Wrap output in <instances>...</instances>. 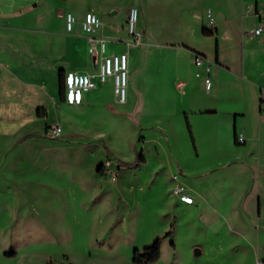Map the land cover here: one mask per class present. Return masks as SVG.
<instances>
[{
	"label": "rangeland",
	"instance_id": "1",
	"mask_svg": "<svg viewBox=\"0 0 264 264\" xmlns=\"http://www.w3.org/2000/svg\"><path fill=\"white\" fill-rule=\"evenodd\" d=\"M3 1L0 264H138L135 259L145 260L144 250L158 240L162 255L152 264H264V122L260 134L243 145L239 136L234 143L233 124L221 115L189 114V129L183 114L185 108L221 107L245 113V122L254 118L256 93L250 86L252 79L264 81V35L251 40L247 31L257 24L260 10L254 5L261 0H101L104 30H122L131 4L145 8L140 27L157 48L146 62L138 54L135 67L138 80L148 83L146 96L117 104L105 84L97 101L111 100L115 113L99 104L86 112L71 110L59 141L25 143L17 140L25 131L44 132L56 120L35 116L39 93L33 90L27 98L11 82L52 80L34 61L43 44L38 34L58 31L53 19L61 8L53 0ZM11 1L25 9L7 14ZM216 28L217 37L203 35H216ZM184 46L212 63L216 91L193 83L184 96L177 88L175 62L185 71L193 64L194 52H181ZM143 47L130 49L132 58ZM217 56L224 68L215 66ZM7 63L16 72L17 66L28 71L19 70L14 79ZM157 82L162 88L155 92ZM134 102L143 113H132ZM14 141L18 146L12 149ZM48 145L61 149L49 155L43 150ZM177 183L193 204L180 202Z\"/></svg>",
	"mask_w": 264,
	"mask_h": 264
},
{
	"label": "crops",
	"instance_id": "2",
	"mask_svg": "<svg viewBox=\"0 0 264 264\" xmlns=\"http://www.w3.org/2000/svg\"><path fill=\"white\" fill-rule=\"evenodd\" d=\"M53 1H55L58 5H60L59 7L61 8L58 14L55 15L53 19L55 25L58 26V29H57L58 31L54 30L53 32H47V34L43 36L41 34H38L39 40L43 42V44L41 45L40 47L41 49L38 55H36V58L34 61L37 63L38 67L43 68L42 70L50 74V76L52 77V80H47L44 78V79H41L39 83H35L32 81L26 82V83L18 82L15 79L17 77L16 74H19V70H21L20 73H27L28 71L26 70L27 67H22V64H21L20 67L22 68L19 69V66H17L18 72H16L15 64L7 63L5 65V68H6L7 74L12 75L14 73L13 75H14L15 81L11 82L12 89H15L14 85L15 86L18 85L19 87H21L22 91L25 93L27 98L30 96L31 91L33 90L36 91L35 94L37 92L39 93L41 103H40V106H38L37 110L38 111L40 110L41 114H39V112L37 111L35 116H39V117L46 118V119H50V118L55 119L56 120L55 123H59L61 125L63 133H64L66 129L63 127L62 123L65 122V120L67 119V113L70 112L71 110L75 112H86V111H89L91 107H94L95 104H99V105H102V108L104 110L110 111L112 113H115V111H117L111 100L97 101V98L99 97V94H100L98 93V91L102 90L105 84H106V89H108L111 97L112 98L114 97V100L116 101L117 104H120V103L117 101V98L114 93V80L112 78H109L107 82L104 84L99 83V87L96 90L86 93L84 95L83 102L81 105L70 106L65 103L64 90L62 89V85H64V78H65L66 73L71 72V71L82 72V73H96L98 71V65L95 64L94 59L89 54V42H88L87 35L84 33L82 29V22L87 12L91 10H96L97 11L96 14L99 18H101L99 15L102 14V19H103V24H104L103 26L105 27L106 8H103L100 5L101 0H85V2H82L78 6H73V5L65 6V3L68 2L69 0H53ZM146 2L148 3L149 0H146ZM2 3H6V2L3 0H0V10L2 7L1 6ZM9 3L10 4L7 3L9 6L7 5V8L5 7L6 9L4 10V12L6 13L8 11L7 14H10V13L11 15L13 13L17 14L19 8L20 10L24 8V7H21V5L14 4V2L12 3V1ZM133 5L139 7L140 19H141V16L145 14V8L137 4H131L129 8ZM33 6L35 5H28L26 9L31 8ZM254 6L256 9H259L263 13V17H264V0H261L260 2L256 1ZM112 7L114 8L115 6H112ZM129 8H128V11H129ZM68 14H72L76 19L71 31H69L67 28V15ZM256 18L258 21L254 27H256L260 21V17L258 15H256ZM127 20H128V12H127L126 21L121 26L122 30L120 29V26H117V27H113L114 29L112 30H108V29L104 30V28H102L97 33L98 36L103 37L107 40V44H106L107 54L122 53L125 51H128L129 53V83H128L127 102L122 105H126L128 101H130V96H131V99L132 97L136 98L135 95L137 94L141 95L143 93V96H146V94H144V90H146V88L148 87V83H146L145 81H142V82L139 81L138 77L136 76L137 72H136L135 67L137 64L138 57H139L138 54H143V58H145L144 60L145 62L150 57H153L154 55L157 54V51H156L157 48L154 47V45H152L150 41H148L147 34L140 27V21H139V30L144 35V38H143L144 47L141 49V51L139 50L137 52L136 58L135 57L132 58L130 54V49H127L125 45V40L127 39ZM0 27L5 28L2 25H0ZM216 30H217L216 35H206L204 33V30H203V35L208 36V37H214V36L217 37L219 35V29L216 28ZM247 34L249 35V38L251 40H254L264 35L263 33L261 36L252 37L250 36L249 31H247ZM26 35L28 36V38H33V35H30V33H27ZM8 37H12L9 40V42L10 44H13V40H14L13 36L9 35ZM261 40L264 43V37ZM139 47H135V48H139ZM47 48L48 50H46ZM180 51L181 52H185V51L194 52L193 64L191 65V68L189 71H185L184 65L180 62H175V66H174V74L177 75L176 80H179L177 82V88L181 90L184 89L185 92L182 95L187 96V94L190 92L189 89L190 87H192L193 83H195L194 85H196V83L204 84V87H205V82H204L205 71H204V74H201L200 76L197 75L198 72L194 73L193 66L195 65V56H196L195 54H200V53H197L195 50L187 46L180 48ZM246 54H247V51H246ZM221 62L222 60L220 61L219 57L217 56L215 66L217 67L220 66L224 68L223 67L224 65ZM246 67H247V64H246ZM23 68L24 70H22ZM89 68H91V70H88ZM222 68L219 70L222 71ZM219 70H216V71H219ZM213 71H214V68L212 66L211 78L213 81V86H212V90L210 91L211 93L214 91V88H215V91L217 88L216 81H214V77H213ZM198 78L201 79L202 82H198L197 80ZM252 81L254 83L251 84L250 87L256 93V98H255V108H256L255 112L256 113H255L254 118L249 119L248 122H245L246 117H247L245 113L243 112L239 113L236 110L235 111L234 110L233 111L231 110L222 111L220 107L221 104L219 105L220 108H217L218 110L201 109V110L196 111V110H191V109L188 110L187 108H185V111L183 112V114L186 117L187 122L190 125V128L192 127V125H191V121L189 120V114L196 116V117H205L208 115H221L222 118L220 119L224 120L226 122L225 124L227 125L228 123L233 124L234 143L236 141V137L242 134L246 140V143L243 145H246L248 140L254 138L258 133L260 134L261 126L264 122V97H263L264 81L262 79L261 80L252 79ZM181 83H184L183 88L179 87ZM159 87L162 88V83L160 84L159 82H157L155 92L159 90ZM257 88L260 89V91L259 90L257 91ZM184 96H182V99ZM135 102H134L132 113L134 112L135 113L138 112L140 114L141 112L143 113L142 111L143 109L139 107L138 103L135 104ZM34 112L35 110L32 109L30 110L29 113L35 114ZM54 124L46 125L47 127L44 132H36L33 130L25 131V133H23V135L20 136L17 140L18 142L19 140H23L22 143L30 142V141L36 142L38 139L43 137L44 138L43 141H59L58 139L56 140V139H52L46 136L47 130ZM227 125H224V126H227ZM14 142L12 143V149L18 146V144L16 143L17 141L15 142L16 144ZM82 148L85 149V147H82ZM59 149H61V147L56 146V145H50V146L48 145V146H44L43 148V150L45 152H48L49 155H51V153H55V151H59ZM180 202L185 205H190L182 201Z\"/></svg>",
	"mask_w": 264,
	"mask_h": 264
},
{
	"label": "built area",
	"instance_id": "3",
	"mask_svg": "<svg viewBox=\"0 0 264 264\" xmlns=\"http://www.w3.org/2000/svg\"><path fill=\"white\" fill-rule=\"evenodd\" d=\"M252 7V6H251ZM255 8V6H254ZM255 11L257 9L255 8ZM260 17L259 24L249 31L250 36L258 37L264 33V17L261 11L256 12ZM208 17L216 25V21L209 11ZM76 19L72 14L67 15V28L72 30ZM140 9L133 5L128 11L127 20V39L125 45L127 49L139 47L144 44L143 33L139 30ZM102 22L96 13L90 11L84 16L82 22V29L87 35L89 42V54L94 59L95 64L98 65L96 73H82L71 71L66 73L64 78V101L70 106H79L83 102L84 95L99 87V83L104 84L109 78L114 80V93L117 101L120 104L127 102L128 83H129V53L128 51L122 53L107 54V40L97 35L102 29ZM195 65L199 69L205 71V89L207 92L212 90L213 81L211 78L212 63L203 55L196 54ZM198 76L201 74L198 73ZM180 88L184 87L181 83ZM62 127L59 123L51 126L46 133V136L52 139H57L62 135ZM239 141L244 143L245 139L242 134L239 135ZM116 174L113 175V180ZM177 179V177H174ZM174 193L179 197L180 201L186 204H193V198L186 193V189L177 183L174 187Z\"/></svg>",
	"mask_w": 264,
	"mask_h": 264
},
{
	"label": "trees",
	"instance_id": "4",
	"mask_svg": "<svg viewBox=\"0 0 264 264\" xmlns=\"http://www.w3.org/2000/svg\"><path fill=\"white\" fill-rule=\"evenodd\" d=\"M62 89L64 90V85H62ZM188 127L190 129L189 124H188ZM25 139H27V138H25ZM168 235H172V232H169ZM161 255H162L161 242H160V240H158L151 247H148L144 250L143 256L145 257V260H138L136 258L135 261L138 264H152V263L158 262L161 258Z\"/></svg>",
	"mask_w": 264,
	"mask_h": 264
}]
</instances>
